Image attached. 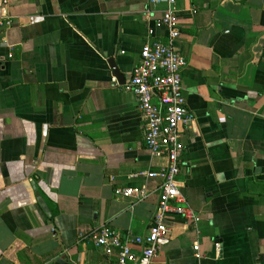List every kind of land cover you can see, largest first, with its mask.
I'll return each mask as SVG.
<instances>
[{"label":"crops","instance_id":"1","mask_svg":"<svg viewBox=\"0 0 264 264\" xmlns=\"http://www.w3.org/2000/svg\"><path fill=\"white\" fill-rule=\"evenodd\" d=\"M164 6L0 0L12 22L0 24V264H116L92 230L148 232L160 179L145 173L168 159L145 147L124 84ZM177 11L193 117L177 181L201 219H170L156 263L264 264V0H177Z\"/></svg>","mask_w":264,"mask_h":264},{"label":"built area","instance_id":"2","mask_svg":"<svg viewBox=\"0 0 264 264\" xmlns=\"http://www.w3.org/2000/svg\"><path fill=\"white\" fill-rule=\"evenodd\" d=\"M156 1L165 6L155 18L154 27L148 30V37L152 40L143 44L140 60L124 89L132 91L138 98V109L145 120V147L155 155H165L168 165L158 172L145 173L160 179L157 209L145 235L123 233L103 225L87 236L110 260L115 258L116 264H157L160 249L172 237L170 219L180 217L192 224L201 219L187 205L177 181L185 150L181 128L193 119L182 84V72L188 65V59L176 45L182 33L177 0ZM0 24L9 27L12 22L8 19ZM156 29L165 30V40L154 38ZM115 192L127 197L144 198L142 191L131 188H118ZM216 246L220 249L218 243ZM194 249L199 250L198 243H195Z\"/></svg>","mask_w":264,"mask_h":264},{"label":"water","instance_id":"3","mask_svg":"<svg viewBox=\"0 0 264 264\" xmlns=\"http://www.w3.org/2000/svg\"><path fill=\"white\" fill-rule=\"evenodd\" d=\"M110 66L113 70V72L118 76V78H122V75L120 73V71L117 69V67L115 66L114 62L110 60Z\"/></svg>","mask_w":264,"mask_h":264},{"label":"trees","instance_id":"4","mask_svg":"<svg viewBox=\"0 0 264 264\" xmlns=\"http://www.w3.org/2000/svg\"><path fill=\"white\" fill-rule=\"evenodd\" d=\"M53 215H54V213H53Z\"/></svg>","mask_w":264,"mask_h":264}]
</instances>
